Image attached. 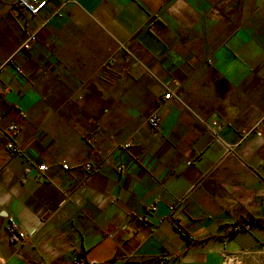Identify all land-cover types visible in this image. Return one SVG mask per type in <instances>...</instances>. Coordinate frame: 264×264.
Here are the masks:
<instances>
[{"label":"crops","instance_id":"1","mask_svg":"<svg viewBox=\"0 0 264 264\" xmlns=\"http://www.w3.org/2000/svg\"><path fill=\"white\" fill-rule=\"evenodd\" d=\"M35 1L0 0V66L22 69L0 72V264H225L264 242V0Z\"/></svg>","mask_w":264,"mask_h":264},{"label":"built area","instance_id":"2","mask_svg":"<svg viewBox=\"0 0 264 264\" xmlns=\"http://www.w3.org/2000/svg\"><path fill=\"white\" fill-rule=\"evenodd\" d=\"M48 2L47 1H35V0H17V6L28 12L31 15H38L44 8H46ZM37 42V35L31 30H26L25 31V40L23 42L22 48L23 49H30L33 44ZM5 65H12L16 68L18 72H22V69L13 58L9 59L4 65L0 66V72L3 71V68ZM175 86H179L178 81H174ZM4 87L0 84V93L4 92ZM172 97V93L168 92L167 94L164 95V99L168 100ZM148 125L153 129V130H160L161 128V118L157 114H151L148 119H147ZM18 131V128L14 125L11 124L9 125L5 130L2 131V135L6 140V147L7 150L10 153L11 157L18 156L22 153V149L17 143L15 142V136ZM214 140L221 145L225 151H229V147L225 145L222 140L214 134ZM125 145V147H127ZM69 166L67 164H63V169L67 170ZM85 168L87 169L88 172H93L94 168L90 163H87L85 165ZM37 170V180L39 182H43L46 179V172L48 171V166L46 164H42L36 167ZM244 226H238L235 227V231H240L243 230ZM8 232L11 235H15L17 237L18 243H25L27 236L24 231H22L19 226L16 224L14 219L12 217L8 218ZM77 264H81L78 262Z\"/></svg>","mask_w":264,"mask_h":264},{"label":"rangeland","instance_id":"3","mask_svg":"<svg viewBox=\"0 0 264 264\" xmlns=\"http://www.w3.org/2000/svg\"><path fill=\"white\" fill-rule=\"evenodd\" d=\"M225 264H264V242L253 250L228 255Z\"/></svg>","mask_w":264,"mask_h":264}]
</instances>
